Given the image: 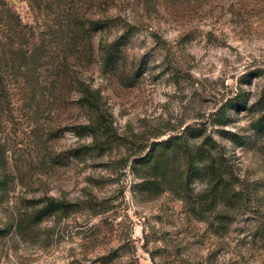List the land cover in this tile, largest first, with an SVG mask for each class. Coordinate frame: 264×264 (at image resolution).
<instances>
[{"label": "rangeland", "instance_id": "374dc122", "mask_svg": "<svg viewBox=\"0 0 264 264\" xmlns=\"http://www.w3.org/2000/svg\"><path fill=\"white\" fill-rule=\"evenodd\" d=\"M5 1L34 28L25 30L28 55L45 33V95L14 107L0 128V166L11 174L0 193V264H264V127L257 133L254 108L264 89V0ZM68 9L87 28L108 22L92 31L93 57L82 42L63 60L53 29L44 31ZM115 42L107 74L99 49ZM79 82L100 93L103 119L81 105ZM240 94L239 108L228 106ZM100 123L103 134L83 129ZM187 126H204L222 147L232 201L212 202L204 180L187 192L134 188L133 162ZM50 200L62 208L36 223Z\"/></svg>", "mask_w": 264, "mask_h": 264}, {"label": "trees", "instance_id": "16d2710c", "mask_svg": "<svg viewBox=\"0 0 264 264\" xmlns=\"http://www.w3.org/2000/svg\"><path fill=\"white\" fill-rule=\"evenodd\" d=\"M0 3L2 4L0 7V128H2L7 124V118L14 107L19 104H34L44 99L45 93L38 90L39 83H41L38 71L41 68L40 63L44 59L41 52L45 46L46 38L45 33L35 37V33L32 32L34 39L38 41L40 38L41 43H39V49L28 55L27 50L22 47L27 37L25 30L29 28L33 31L34 28L24 24L20 15L9 8L5 0H0ZM107 24L108 22L93 23L90 28H87L80 14L68 9L66 13L62 14L58 25L54 20L52 25L44 22L42 27L44 31L49 30L50 33L53 29L52 35L56 40V46L64 54L63 60L69 61L71 56L75 57L78 54L82 42H86V46L91 50L90 56L93 57L92 31L102 30ZM117 47L118 42H115L108 48L104 49L101 46L99 49L101 70L107 71V74L112 73L115 69V49ZM31 56L33 57L30 58ZM31 67L32 69L29 70ZM57 67H60L59 62ZM59 77L64 80L61 75ZM13 79L16 84L12 83ZM79 83L81 84L79 91L81 105L89 111L99 113L100 118L103 119L100 93L84 82ZM14 87L17 91L15 94L12 93ZM240 100L241 94L231 100L228 106L238 109ZM254 108L258 112H262L257 129V133L260 134L264 127V89ZM227 110V107L224 106L214 115L215 123L218 126L227 124ZM83 129L90 131L95 136L103 134L105 130L102 123L91 124ZM236 138L233 141L244 145L241 138L238 136ZM198 139H200L199 143L191 144V141ZM230 170L228 163L224 160L222 147L217 145L204 126H187L181 136H171L167 140L153 142L148 153L135 160L131 166L132 174L139 181L134 188L141 194L159 193V191H164L168 185L170 187L177 185L181 191L187 192L196 181L204 180L209 188L207 197L212 198V202L232 201L238 197V194L234 192L233 174ZM10 176L7 168L3 169L0 166V193L5 192ZM60 208H62L60 202L50 200L45 207L35 213L34 221L38 223L42 217L53 214ZM219 215L223 214L219 213ZM2 232L0 231V234Z\"/></svg>", "mask_w": 264, "mask_h": 264}]
</instances>
